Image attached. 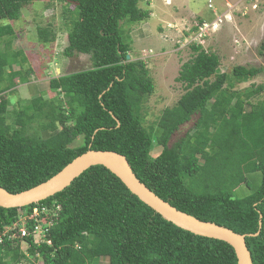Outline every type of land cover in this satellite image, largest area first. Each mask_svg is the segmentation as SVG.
Segmentation results:
<instances>
[{
    "label": "trees",
    "instance_id": "trees-1",
    "mask_svg": "<svg viewBox=\"0 0 264 264\" xmlns=\"http://www.w3.org/2000/svg\"><path fill=\"white\" fill-rule=\"evenodd\" d=\"M29 1L0 0V19H17ZM67 1L74 7L63 17V54H88L91 66L48 80L64 104L35 95L11 111V123L7 91H13L16 80L26 82V71L11 69V60L27 59L22 50L11 49L13 27L0 24V41L5 40L0 49V186L17 193L47 180L89 147L115 151L142 183L178 210L241 234L258 231L245 242L252 264H264V98L257 97L264 86L235 88L260 68L236 65L220 71L217 53L191 45L193 56L175 78L184 92L165 107L155 129L146 127L142 107L154 83L143 60L126 58L130 42L123 40L121 24L144 20L149 11L138 6L141 0ZM51 28L37 27L39 38L53 40ZM259 50L264 54V40ZM193 115L192 129L169 144ZM35 117L46 119L43 136L26 132ZM76 139L80 142L73 145ZM155 145L160 151L152 155ZM254 172L260 173L256 189L236 198L233 188L247 185ZM37 205L60 206L55 217L42 216L51 219L44 238L50 243L32 234L5 240L0 264H237L228 243L163 219L102 165L87 168L44 200L21 208L0 206V232ZM27 226L31 230L33 222Z\"/></svg>",
    "mask_w": 264,
    "mask_h": 264
},
{
    "label": "rangeland",
    "instance_id": "rangeland-1",
    "mask_svg": "<svg viewBox=\"0 0 264 264\" xmlns=\"http://www.w3.org/2000/svg\"><path fill=\"white\" fill-rule=\"evenodd\" d=\"M150 2L151 0L138 2L140 8L153 13L150 17L134 23L124 21L121 24V36L123 40L130 42L129 59L143 60L154 83V90L142 107L144 126L155 129L165 107L173 105L184 92L183 86L175 78L181 64L193 56V44H200L205 50L217 53L220 71L228 72L236 65L260 68L255 77L236 84L235 88L242 89L252 83L264 86V54L259 50V45L264 40V0H170L168 6L163 0H152V7ZM73 7L67 0H30L17 19H0V24L8 23L14 29L11 49L22 50L27 59L21 63L14 58L11 60V69L26 71V82L16 80L13 91H7L10 102L8 123H11V111L30 102L35 94L48 98L57 97L56 100L60 99L64 104L63 96H57L48 88V80L91 66L88 54H74L71 57L63 54L67 45V21L63 17ZM66 10L67 13L64 14ZM204 21L209 27L201 38H196L197 28ZM47 25L52 27L53 40L41 39L37 34V27ZM145 25L151 33L140 40H132L133 31L138 27L143 29ZM4 42L5 40L0 41V49H3ZM29 67L32 68L31 72ZM4 82L7 83V80ZM34 85L39 87V91L33 88ZM257 97L264 98V89ZM196 117L193 115L180 125L171 135L169 144L188 133L194 126ZM45 121L43 117H35L27 126L26 132L43 136L41 124ZM79 142L76 139L73 145ZM159 151L160 147L155 145L152 155ZM248 175L247 185L233 188L232 193L236 198L250 194L258 186L260 173ZM251 176H257L256 180H252ZM21 245L22 249L26 247L23 243Z\"/></svg>",
    "mask_w": 264,
    "mask_h": 264
},
{
    "label": "water",
    "instance_id": "water-1",
    "mask_svg": "<svg viewBox=\"0 0 264 264\" xmlns=\"http://www.w3.org/2000/svg\"><path fill=\"white\" fill-rule=\"evenodd\" d=\"M126 58L129 59V54L126 55ZM94 165H102L107 168L120 179L132 194L136 195L163 219L195 235L228 243L235 252L237 264H252L245 238L246 236L257 235L258 231L241 234L223 225L203 221L178 210L157 196L136 177L124 155L111 150H95L89 147L88 150L73 158L47 180L17 193H10L0 186V206L4 208H21L44 200L63 190L74 178Z\"/></svg>",
    "mask_w": 264,
    "mask_h": 264
},
{
    "label": "built area",
    "instance_id": "built-area-1",
    "mask_svg": "<svg viewBox=\"0 0 264 264\" xmlns=\"http://www.w3.org/2000/svg\"><path fill=\"white\" fill-rule=\"evenodd\" d=\"M208 27L209 25L207 22H202L197 28L196 38H201L206 33ZM59 209L60 206L58 205L53 206V209L46 205L34 206L27 213L20 215L18 220L14 221L10 225L3 227V230L0 232V245L5 240L12 241L14 239H22L30 234H32L37 240H42L50 243V240H45L44 238L46 235V231L48 230V226L51 225V219L48 218L47 220H44L42 216L46 217L51 214L55 217ZM29 221L33 222L31 230L27 226V223H29ZM20 247L22 249V245H20Z\"/></svg>",
    "mask_w": 264,
    "mask_h": 264
},
{
    "label": "crops",
    "instance_id": "crops-1",
    "mask_svg": "<svg viewBox=\"0 0 264 264\" xmlns=\"http://www.w3.org/2000/svg\"><path fill=\"white\" fill-rule=\"evenodd\" d=\"M165 3L166 6L170 5V0H163ZM149 2V1H148ZM150 7L154 6L153 5V2L151 0L150 2ZM153 13L150 12L149 14V17L152 15ZM147 19V18H146ZM151 33L150 30H149V27L147 25H145L143 27V29H141L140 27L136 28L133 33H132V40L134 41H137V40H140L141 38H143L144 36H146L147 34ZM77 54H83V53H77ZM34 89H36L37 91H39V87L34 85L33 87ZM44 88V86H43ZM46 88V87H45ZM37 95V94H35ZM257 176H251V179L252 180H256Z\"/></svg>",
    "mask_w": 264,
    "mask_h": 264
}]
</instances>
